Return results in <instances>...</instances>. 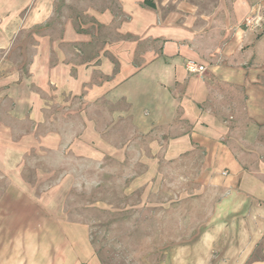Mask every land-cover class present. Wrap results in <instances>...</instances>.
I'll return each mask as SVG.
<instances>
[{
    "label": "rangeland",
    "instance_id": "374dc122",
    "mask_svg": "<svg viewBox=\"0 0 264 264\" xmlns=\"http://www.w3.org/2000/svg\"><path fill=\"white\" fill-rule=\"evenodd\" d=\"M106 8L118 14L114 0H0V19H7L0 22V80L19 85L25 78L27 94L42 98L33 134L32 112L17 110L11 97L21 86L0 101L3 137L26 149L14 155L23 158L16 175L10 170L16 180L0 183V191L9 186L10 213L0 237H10L11 254L41 255L34 264H249L241 261L250 249L243 232L228 228L242 221L225 214L215 173L192 159L167 161L146 135L115 128L114 103L90 104L83 113L76 98L36 87L43 69L34 71L35 62L68 58L67 26L90 36L74 46L84 60L113 40L95 16ZM255 249L249 260L264 258Z\"/></svg>",
    "mask_w": 264,
    "mask_h": 264
},
{
    "label": "crops",
    "instance_id": "0c3cea01",
    "mask_svg": "<svg viewBox=\"0 0 264 264\" xmlns=\"http://www.w3.org/2000/svg\"><path fill=\"white\" fill-rule=\"evenodd\" d=\"M143 1L114 0L118 14L108 8L95 14L111 30L113 40L98 48L92 60L82 59L74 48L90 36L67 26L64 41L73 44L67 48L68 58H59L55 65L35 62L34 71L43 69L37 83L33 78L35 85L52 86L57 93L76 98L83 113L90 104L114 103L115 128L123 127L127 130L122 132L129 135H146L151 148L160 150L167 161L188 158L215 173L225 214H238L242 221L241 227L229 224L228 228H240L242 246L250 247L241 261L264 264V258L249 260L255 248L264 254V0H151L152 7ZM38 9L33 20L40 22L45 15L41 4ZM247 17L258 18V23L245 24ZM125 35L130 37L123 39ZM186 60L203 66L204 71L188 72ZM13 85L0 80L6 89L0 101L10 97ZM16 87L20 91L12 100L17 110L32 112L33 134L42 98L27 94L25 78ZM3 134L1 126L0 167L7 171L0 173L1 184L4 179L6 183L16 180L14 170L23 158L14 155L26 151L20 141ZM223 170L226 175L221 174ZM8 191L9 186L0 191L1 231L10 214L4 205ZM15 243L16 239L12 246ZM10 246V237L2 235L0 264L42 262L39 254H11Z\"/></svg>",
    "mask_w": 264,
    "mask_h": 264
},
{
    "label": "built area",
    "instance_id": "2783aa9c",
    "mask_svg": "<svg viewBox=\"0 0 264 264\" xmlns=\"http://www.w3.org/2000/svg\"><path fill=\"white\" fill-rule=\"evenodd\" d=\"M257 19L253 20V23L256 24L257 23ZM252 23V18L251 17H247L245 18V24H251ZM185 68L188 72L191 73H198L201 74L204 71V67L197 64L196 62H194L193 60H186L185 63Z\"/></svg>",
    "mask_w": 264,
    "mask_h": 264
},
{
    "label": "trees",
    "instance_id": "16d2710c",
    "mask_svg": "<svg viewBox=\"0 0 264 264\" xmlns=\"http://www.w3.org/2000/svg\"><path fill=\"white\" fill-rule=\"evenodd\" d=\"M143 3L147 6L152 7L153 6V2L151 0H144Z\"/></svg>",
    "mask_w": 264,
    "mask_h": 264
}]
</instances>
